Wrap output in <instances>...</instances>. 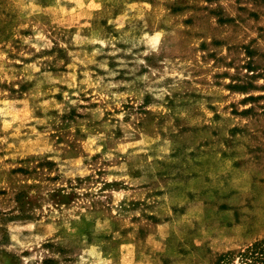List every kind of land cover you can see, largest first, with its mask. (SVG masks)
<instances>
[{
  "label": "rangeland",
  "instance_id": "rangeland-1",
  "mask_svg": "<svg viewBox=\"0 0 264 264\" xmlns=\"http://www.w3.org/2000/svg\"><path fill=\"white\" fill-rule=\"evenodd\" d=\"M225 263L264 264V0H0V264Z\"/></svg>",
  "mask_w": 264,
  "mask_h": 264
},
{
  "label": "trees",
  "instance_id": "trees-1",
  "mask_svg": "<svg viewBox=\"0 0 264 264\" xmlns=\"http://www.w3.org/2000/svg\"><path fill=\"white\" fill-rule=\"evenodd\" d=\"M222 260V259H221ZM226 264V263H225Z\"/></svg>",
  "mask_w": 264,
  "mask_h": 264
}]
</instances>
